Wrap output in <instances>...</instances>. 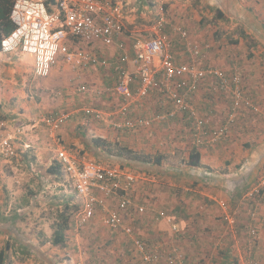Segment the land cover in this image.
<instances>
[{
  "label": "crops",
  "instance_id": "obj_1",
  "mask_svg": "<svg viewBox=\"0 0 264 264\" xmlns=\"http://www.w3.org/2000/svg\"><path fill=\"white\" fill-rule=\"evenodd\" d=\"M115 1L122 4L124 33L113 45L68 41V46L96 56L99 61L105 59L110 67L78 61L74 67L60 57L47 77L36 78L31 58L0 53V104L6 118L0 122V136L17 137L19 153L33 151L38 160L51 162L55 147L45 135L43 119L49 114L66 115L58 131L63 145L91 162L121 168L135 176L137 180L127 192L132 205L121 209L117 196L96 193L98 202L92 208V216L78 226L81 200L71 183L72 192L69 186L56 183L64 211L69 215L64 243H50L54 222L40 218L39 228L29 232L22 229L16 234L23 249L11 245L6 250V245H0V251L5 250L1 264H141L137 242L148 251H158L163 264H167L166 258L173 249L180 251L185 264H243L250 255L263 262L264 190L253 200L243 197L264 175V0H198L191 6L194 17H198L195 23L189 21L193 14L186 10H181L183 18L178 21L171 15L164 16L162 9L171 0H156L153 6L134 5L133 0ZM148 7L155 10L151 12ZM198 11L211 14L213 24H203ZM221 22L242 26L263 52V56H252V62L245 63L242 88L237 84L243 102L234 110L235 119L225 139L211 146L195 145L187 113L174 112V103L160 91L161 73L148 96L133 100L127 107V116L116 117L132 124L138 118L152 120L148 127L115 129L94 120L90 111L116 114L124 104L114 89L117 75L113 66L122 57L127 58L132 78L129 88L135 93L138 78L132 65L134 40L151 38L158 26L167 35L169 50L179 67L189 64L185 46L192 43L201 48L199 67L227 70L229 58L223 48H215L214 38L207 36L205 28H218ZM177 27L187 32L186 38L174 30ZM256 64H262V72L253 70ZM181 78L177 77L175 84L179 85ZM190 102L197 117L211 129L221 127L233 110L231 93L221 90L211 75L201 81ZM170 113L174 114L166 117ZM97 138L153 161L163 159L159 164L142 163L109 155L92 145ZM193 149L200 157L197 167L187 165ZM45 186L44 183L48 191ZM220 201L228 204L235 217L233 229L221 221ZM110 210L119 212L122 228L118 231L106 224ZM12 219L0 223V239L11 235L15 221ZM253 226L259 247L249 252L248 232ZM123 228L131 229V233H125Z\"/></svg>",
  "mask_w": 264,
  "mask_h": 264
},
{
  "label": "built area",
  "instance_id": "obj_2",
  "mask_svg": "<svg viewBox=\"0 0 264 264\" xmlns=\"http://www.w3.org/2000/svg\"><path fill=\"white\" fill-rule=\"evenodd\" d=\"M53 10L48 11L42 0H14L10 13L14 31L1 42L0 53L4 56H26L33 61V74L36 78H45L50 74L52 66L61 57L66 63L74 66L76 61L83 65L100 64L111 66L105 59H99L82 51L68 46L69 40H77L82 43L99 41L104 46H111L124 33L122 23V4L115 0H54ZM182 38L187 37V32L181 28H174ZM170 42L160 26L155 30L151 38H137L133 43L132 65L138 78V88L135 93L130 90L132 80L127 68V58L122 57L119 62L113 64L117 75L115 92L123 99V106L116 114H103L90 111L94 120L105 122L115 129L148 127L150 120L138 118L134 124L125 119L127 107L135 99H142L156 87L158 74L161 73L160 91L174 103V112H186L191 124V131L198 147L214 145L216 142L228 136V130L235 119L234 110L243 102V95L237 84L240 78L234 74L228 78L219 70L205 69L198 66L201 57V48L195 44L187 43L185 53L189 56V64L179 67L174 56L169 50ZM213 76L223 91H229L233 99V110L227 115L225 123L217 128L206 127V121L200 119L192 108L190 99L197 90L198 85L207 77ZM181 76H183L181 78ZM181 78L180 84H175V79ZM232 84L234 87H232ZM181 88V91H177ZM81 91V90H80ZM174 113L166 114V117ZM66 115L49 114L43 119L47 129V137L54 144L55 160L66 171L76 195L82 202V211L78 215V226L84 225L92 216V208L98 202L96 193L104 197L117 196L121 209L132 205V200L127 194L130 187L136 182V177L121 168H108L89 161L67 149L58 131ZM17 137L0 136V156L10 159L16 154ZM264 190V175L257 184L244 194V200H253L260 197ZM222 211L221 221L230 228L235 226V217L231 213L228 204L219 202ZM264 217V215H263ZM120 215L118 211H108L106 217L107 226L118 231L120 228ZM127 234L131 229L123 228ZM248 251H256L258 233L253 226L249 232ZM136 246L141 254V264H163L161 254L156 251H148L141 242ZM167 264H185L183 255L177 249H173L166 258ZM243 264H264L254 256H249Z\"/></svg>",
  "mask_w": 264,
  "mask_h": 264
},
{
  "label": "rangeland",
  "instance_id": "obj_3",
  "mask_svg": "<svg viewBox=\"0 0 264 264\" xmlns=\"http://www.w3.org/2000/svg\"><path fill=\"white\" fill-rule=\"evenodd\" d=\"M196 1L198 0H171V2L164 5L162 13L164 16L168 14V17L171 15L173 16L172 18L178 21V18H183L181 10H186L188 13L193 14L191 6ZM154 2H156V0H133L134 5L137 3L141 5L144 3L146 6H153V4H155ZM183 3L187 4L188 8L185 9ZM148 9H151V12L155 10L152 7H148ZM195 9L197 11L198 7L195 6ZM198 12L202 19V23L213 24L214 17L212 18L211 14H201L200 11ZM188 19L190 22L195 23L197 22L198 17H194L193 14ZM218 25V28L206 25V34L210 39L211 37L214 38L215 48H223L222 50L226 54L225 57L229 58L227 63L228 69L220 70L215 68L216 66H213L210 69L219 70L228 78L237 74L240 78L238 86L241 89L243 85V69L247 65L245 63H249V61L253 60L251 58L254 56H263L262 48L256 46L253 38L254 36L249 33L247 34L242 29V26L240 27L231 24L230 22H221ZM212 30H214V34ZM230 40H237V45L230 44ZM205 48H208V45L205 46ZM230 58H233L234 60L230 61ZM243 58H245V60L242 64L241 62ZM253 70L262 72V64H256ZM229 75H231V77ZM2 131H5V128H2ZM45 135L47 136V132ZM23 153L25 152L19 153L16 150L15 156L10 159H4L0 156V216L14 218V225L18 224V228H14V225L11 226L10 230L12 233L8 238L0 239V245L2 248L4 245L9 244V246L17 245L19 249H23V243L22 241H17L18 236L16 234L22 232V229H25L24 231L26 232L36 230L40 227L38 224L40 218H44L45 221L50 220V222L54 223L59 220V215L63 212L64 208L61 201L62 199L60 198L62 193L58 191V184L62 186L65 185L66 187L69 186L72 192L67 177L58 180L47 174L46 169L55 159L51 162L49 160V162H43L40 159L38 160V157L33 151L27 152L26 155H23ZM74 153L77 152L74 151ZM44 183L47 184L45 187H48V191H45L43 187ZM29 193H32V195L30 196ZM14 229L16 232H14Z\"/></svg>",
  "mask_w": 264,
  "mask_h": 264
},
{
  "label": "trees",
  "instance_id": "obj_4",
  "mask_svg": "<svg viewBox=\"0 0 264 264\" xmlns=\"http://www.w3.org/2000/svg\"><path fill=\"white\" fill-rule=\"evenodd\" d=\"M48 9L49 12L53 10V5L55 3L54 0H42ZM14 4V0H0V48L1 42L4 38L9 36L14 31V25L10 19V13ZM220 14V13H219ZM230 44H237V40H230ZM5 116L2 112V106L0 104V122L5 121ZM92 145L94 147H99L104 150L107 154L117 156L119 158L125 157L132 161L142 162V163H150L153 161L151 157H148L141 153H136L128 150L125 147H121L116 144H110L100 138L93 139ZM162 157H158L153 161L154 163H161ZM200 162V157L197 151L194 149L191 151L190 159L187 161V165L191 167H197ZM47 174L55 177L58 180L67 177L66 171L63 166L58 163L56 160L46 169ZM30 196L32 193H29ZM17 217V216H16ZM20 217V215H19ZM68 213L63 209V212L59 215V220L56 221L54 226V232L50 238V243L53 245H61L65 241V232L69 227L68 221ZM6 220H13L12 218H6L4 216H0V223H5ZM6 250H9V244L5 246ZM5 250L0 251V264L4 258Z\"/></svg>",
  "mask_w": 264,
  "mask_h": 264
}]
</instances>
